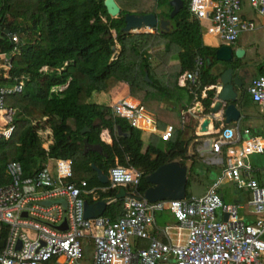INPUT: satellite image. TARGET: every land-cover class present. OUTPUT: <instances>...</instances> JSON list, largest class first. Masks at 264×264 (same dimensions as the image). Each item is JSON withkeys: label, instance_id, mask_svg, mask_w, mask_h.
Here are the masks:
<instances>
[{"label": "built area", "instance_id": "2783aa9c", "mask_svg": "<svg viewBox=\"0 0 264 264\" xmlns=\"http://www.w3.org/2000/svg\"><path fill=\"white\" fill-rule=\"evenodd\" d=\"M247 1L264 16V0ZM242 2L190 0L188 10L192 18L209 25H200L201 37L207 32L232 45L242 33L254 29V23L241 15ZM11 41L17 43V35H11ZM10 66L11 56L0 54V81L10 79ZM203 67V58L197 56L193 70L178 79L194 99L199 97L198 113L205 111L202 101L208 98L207 93H214L210 112L206 114V119L212 123L219 116L220 111L212 109L221 87H201L199 77ZM262 68L264 71V61ZM24 81V78L15 79L13 85L0 86V137L5 140H9L14 131L15 114L6 100L21 93ZM245 91L264 118V74L252 79ZM110 108L115 117L124 119L140 133L143 142H148L154 134L164 142L172 138L173 127L168 125L158 130L155 117L137 98L123 97ZM183 114L184 109L180 111L182 127ZM222 120H225L223 116ZM202 123L196 132L200 138L207 133V130L202 131ZM49 132L47 129L38 132L45 152L52 141ZM201 148L211 152L208 165L218 168L219 175L198 198L148 202L137 193L142 176L139 170L121 165L111 168L107 175L108 186L97 188L98 191L123 188L141 198H122V216L116 220L85 218V204L99 200V193L96 189L87 190L85 181H71L70 161L49 158L28 176L18 162L8 163L5 170L8 182L0 186V230L2 226L8 229L0 251V264H44L60 259L62 264H83V239L93 243L92 264H166L170 260L175 264H264V185L251 177L254 168L249 162L250 157L263 152L264 141L250 136L247 129L240 132L238 126L225 127L217 128L216 134ZM51 161L55 173L48 169ZM227 181L233 182L237 189L249 191L247 206L254 220L243 218L242 204H226L222 200L217 190ZM163 211L171 213L178 230L184 233L183 240L164 243L150 235L155 213ZM63 225L66 228L59 229ZM133 239L147 240L149 244L135 249ZM18 242L19 250L16 249Z\"/></svg>", "mask_w": 264, "mask_h": 264}, {"label": "trees", "instance_id": "16d2710c", "mask_svg": "<svg viewBox=\"0 0 264 264\" xmlns=\"http://www.w3.org/2000/svg\"><path fill=\"white\" fill-rule=\"evenodd\" d=\"M142 2L145 10L137 15L168 6V0ZM182 2L174 16L170 17L171 8L158 14L170 22L169 31L129 34L122 31L124 16L133 13L122 9L116 18H111L104 0H0V54L11 56L10 79L0 81V86L25 79L21 93L6 100V105L15 111L14 131L9 140L0 137V186L8 182L5 170L10 162H18L28 176L47 159L62 158L71 161V181H86L89 189L108 186L99 183L92 165L105 175L117 164L131 166L142 173L137 188L142 195L149 187L147 175L171 162L185 166L192 137H183L180 111L190 106L194 97L177 81L183 73L193 70L195 57L213 56L215 50L203 46L199 22L188 10L190 0ZM11 35H17V43L11 41ZM149 52L156 53V62ZM171 53L178 55L175 69L167 68ZM46 67L50 68L48 73L42 71ZM209 70L204 67L200 72L201 87L216 84L217 78ZM56 71L59 74L49 75ZM110 79L128 85L130 95L155 116L159 130L173 127L168 142L152 136L144 144L140 133L126 121L113 117L109 107L89 101L93 94L104 91ZM213 96L209 92L202 101L205 114ZM244 98L250 101L247 94ZM117 126L130 136L118 138ZM84 128L88 131L81 133ZM46 129L52 138L47 152L38 136ZM103 130L108 131L111 145L101 141ZM95 146H100L101 152L92 151ZM189 186L188 181L187 198ZM121 207L119 201L117 217L122 215ZM111 212L112 209L107 215ZM7 234V227L2 226L0 240H5Z\"/></svg>", "mask_w": 264, "mask_h": 264}, {"label": "crops", "instance_id": "0c3cea01", "mask_svg": "<svg viewBox=\"0 0 264 264\" xmlns=\"http://www.w3.org/2000/svg\"><path fill=\"white\" fill-rule=\"evenodd\" d=\"M114 1L118 5L120 10L130 9L131 13H133V14H136L140 11L145 10V7H143V5L140 9H138L137 6L136 7H134V6L129 7L126 0H114ZM168 2H169V0H168ZM168 6H169V4H168ZM168 6L165 5V6H161L159 8H156V9H154L153 13H155L157 15V17H159L158 16L159 13L169 11V8H171V7L170 6L168 7ZM137 10H139V11L137 12ZM171 10H172V8H171ZM241 15L245 19L252 21L254 23V29H253V31L242 33L239 36V39L237 40V42L235 44L228 45V43L221 42L218 38L210 36L207 32L203 33V37H202L203 46L214 49L215 51L222 46H230L233 50L244 51L242 58L241 59H235L233 64H227V65L224 63L220 64L218 61H216L214 59L215 52H214L213 56H210L213 59V64L210 67H206L205 59L203 58L204 67L209 68L211 75H213L214 77L217 78L216 84L210 85V86H216L218 88L221 87V85L218 83L219 76H220L221 72L227 68L233 69V71H234L233 72V78L238 77V76L240 77V80L243 83V85H242V89H240L238 91V92H240V96L238 97V100L235 103L236 108L240 112L239 119L237 121H232L230 124L227 125V124H225V121L223 122V120H222L223 113H222V111H220L218 119L216 121H213L212 123L208 122V125L206 126V130H207L206 132L207 133L204 137L200 138L197 136L196 132L197 133L199 132L200 124L202 123V121H204L206 119L207 115L205 113H203L204 111L202 113H198V110H196V109H198L199 104H200V102L198 101L199 97L194 99L193 103L190 106L186 107V108H188V110L184 109V114H183V118H184V122H185L184 127L181 126V129L183 131V137L186 138V136H188L187 139L192 137V140L189 142L188 149H187V156L189 157V160H187L185 166L187 165V163L190 164L189 168H188L189 174L193 173V171H195V170L200 171V172H205L207 174V172H209L210 169H213L214 174L209 177V182H207V184H208L207 189L212 185V183L215 181V179L219 175V170L216 167H212V166L208 165V160L212 157L211 152L208 150L202 149L201 145L205 141H207V139L212 138L216 134L217 128H219V129H223L225 127L234 128V127L238 126L240 132L247 129V130H249L250 136L260 137L264 141V118L262 116V113L260 112L259 107L251 101L249 96L248 97H249L250 101H245V98H244V95L246 96L245 90H246V87L248 86L249 82L252 79L264 74V71L262 68L264 56L262 58L256 56L258 49H264V40H257L254 36V34L256 32L264 30V16L259 15L248 4L247 0H243V2H242ZM166 21H168V20H166ZM200 25L203 27L204 26L209 27L207 22H200L199 27H200ZM167 28H168L167 31H169L172 28L170 22H169V25L167 26ZM155 31L150 30V33L151 32L155 33ZM155 52H157L158 54L162 53V51H159V50H155ZM155 52L153 54H156ZM170 56H171V58L169 59L167 68L168 69H171V68L175 69V68H177V66L179 64V61L177 59L178 55L176 53L175 54L171 53ZM154 58H156L155 55H154ZM218 65H220V67ZM46 69L49 70L50 68L46 67ZM177 82H178L179 87L185 88V87L181 86V84H179V79ZM121 86H124V87L121 88ZM120 88L123 89L121 92L118 91V89H120ZM102 95H104L103 98H106V99H108V97H109L110 102H108L107 104H104L103 102L93 101L92 103H95V104L100 105V106L104 105V106H107L110 108L115 101H117L123 97H130L131 96L129 93L128 85L124 82H119L115 79H110V80L106 81L105 89L103 92H101V94H99V96H102ZM211 103H212V100H211ZM167 106L170 107L169 104ZM203 107L204 106H202V108ZM203 110H205V109L203 108ZM209 112H210V110H209ZM113 117H115V116L113 115ZM115 118H118V117H115ZM118 119H120V118H118ZM121 120H124V119H121ZM190 121L193 124H190ZM156 126H157V124H156ZM123 133H127V132H123ZM115 134H116V128H115ZM49 135H50V139H51V132H49ZM152 136H157L159 138V136L157 134H154ZM151 137H150V139H151ZM118 138H120V137H118ZM242 138H246V137L244 135H242ZM100 139H101V141H103L107 145H111V143H112L111 137H110L107 130L102 131V133L100 135ZM150 139L148 140V142H145V141L144 142L142 141V142L144 144H148L150 142ZM160 141L164 142L161 139H160ZM51 144H52V141H51ZM83 147H84V149H89V147H87V145H83ZM53 159H62V158H53ZM62 160L70 161L68 159H62ZM46 162H44V163H46ZM249 162L251 163V165L254 168L253 174L251 177L256 182H258L260 185H264V150L260 155L250 157ZM70 163H71V161H70ZM176 163L178 164V162H176ZM192 163H195L193 165V167H192ZM185 166H182V167H185ZM48 169L51 173H55V165L52 161L49 162ZM71 171H72V164H71ZM71 178H72V174H71ZM187 183H188V181L186 182V186H187ZM102 185H106V184H102ZM104 187L105 186L92 187L90 189L87 188V190L96 189L98 191L97 188L101 189ZM149 187H150V185H149ZM119 189L109 190L106 192L98 191L99 200H97L96 202H93V203L87 201V204L88 205H94V204L99 203L101 201H105L106 207H105L102 215H100L98 217H104V218H108V219H110V217L116 218L119 214L118 203H119V201H123V199H121V200L114 199ZM207 189L205 191H207ZM112 191H113V193H115L113 196L110 195V192H112ZM185 192H186V188H185ZM217 192L226 204H242L243 210H242L241 214H242L243 218L246 219L247 221L254 220V218L251 215H249V212L251 209L247 206V201L249 200V191L248 190L237 189L233 182L227 181V182H223L220 185ZM189 196H190V194H189ZM185 198H187V197L185 196ZM110 206L112 208H109ZM110 209H112L111 215H107V214H110L109 213ZM121 212H122V207H121ZM119 217H117V219ZM111 220H116V219H111ZM149 233L151 236L155 237L157 240H160L161 242H164V243H177V241H179V240L181 241L184 238L183 237L184 233L182 231L178 230V225H177L176 221L174 220L171 213L168 211L155 213L154 224L149 228ZM263 239H264V237H263ZM0 241H3V240H0ZM132 241H133V245H134L135 249L146 248L149 244V241H147V240L133 239ZM82 247H83V254H84L82 263L83 264H92V260H93V243H92V241L88 240V239H83ZM2 249H0V251ZM85 249H86V251L89 250L91 252L89 259H88L87 253H85ZM44 264H62V260L60 259V260H57L56 262L50 261V262H47ZM166 264H175V263L173 260H170Z\"/></svg>", "mask_w": 264, "mask_h": 264}, {"label": "water", "instance_id": "95a60500", "mask_svg": "<svg viewBox=\"0 0 264 264\" xmlns=\"http://www.w3.org/2000/svg\"><path fill=\"white\" fill-rule=\"evenodd\" d=\"M169 6L172 8L170 12V17L174 16L183 6L182 0H169ZM104 6L106 8L107 14L111 18H116L120 13V8L115 3L114 0H104ZM125 26L122 29L124 33L129 34H140L138 33L141 30L149 29L155 31L157 29L167 31V26L169 22L157 17L155 13L137 15V14H126L124 16ZM8 34V31H5ZM115 50V49H114ZM244 51L242 50H233L230 46H222L215 51L214 59L220 64H233L235 59H241ZM206 67H210L213 64V59L210 56L205 58ZM220 67V65H218ZM218 67V68H219ZM233 69L227 68L221 72L219 76L218 83L221 85V90L217 94V103L213 107L214 112L221 111L223 106L225 108L223 111V117L225 124H230L232 121H237L240 117V112L236 108L235 103L240 96V89H242L243 83L240 80V77L233 78ZM147 80V76H145ZM148 81V80H147ZM208 120H204L201 125L202 131L206 130L208 125ZM88 129L84 128L81 133L87 132ZM116 135L120 138H127L130 136V133H123L119 126L116 127ZM92 151L101 152L100 146H95L91 148ZM93 171L96 174V178L101 184L108 183V176L103 174L94 165L91 166ZM186 168L180 166L176 162L168 163L159 167L153 173L145 177V181L150 185L143 195L142 198L148 202L164 201V200H180L185 198L186 192ZM125 196L131 197L137 200L141 198L133 194L127 193L125 189L120 188L114 199L121 200ZM106 207L105 201H101L94 205L85 204V218H96L102 215ZM66 226L63 225L59 229H65ZM4 246V242L0 241V249ZM20 242L17 243L16 249H20Z\"/></svg>", "mask_w": 264, "mask_h": 264}, {"label": "rangeland", "instance_id": "374dc122", "mask_svg": "<svg viewBox=\"0 0 264 264\" xmlns=\"http://www.w3.org/2000/svg\"><path fill=\"white\" fill-rule=\"evenodd\" d=\"M126 2L128 3L129 7H131V6L132 7L133 6L136 7L137 6L138 9H140L142 7V5H143L142 0H126ZM148 4H150V2ZM138 11L139 10H137V12ZM138 33H150V32H144V31L141 32L140 31ZM254 36H255V38L257 40H264V37H263L264 36V30L256 32L254 34ZM149 53H150L149 55L151 56V58L154 59V61L156 62V59L153 56V55H155V54H153L154 52H149ZM256 56L262 58L264 56V49H258ZM43 71L45 73L49 72V70H47V69H43ZM53 74H59V71H56V72H54L52 74L49 73V75H53ZM122 87H124V86H121V88ZM121 88L118 89L119 92H121L123 90ZM99 94H101V93H99ZM99 94H93L89 101H91V103L93 101H98V102H103L104 104H107L108 102H110L109 101V97H108V99H106V98H103L104 95L99 96ZM190 124H193V123H191V121H190ZM187 137L188 136H186V139H187ZM189 165L190 164L187 163V165L185 166L187 168L186 169L187 181H189V183H190V187L188 188V193L190 194L191 197H196V198L202 197L206 193L205 190L208 187L207 182H209V177L214 174L213 169H210V171L207 172V174L205 172H200V171H196V170L193 171V173L189 174V170H188ZM263 241H264V239H263ZM85 253H87V256H88V259H89L90 258L89 256H90L91 252L89 250L86 251V249H85Z\"/></svg>", "mask_w": 264, "mask_h": 264}, {"label": "bare ground", "instance_id": "6f19581e", "mask_svg": "<svg viewBox=\"0 0 264 264\" xmlns=\"http://www.w3.org/2000/svg\"><path fill=\"white\" fill-rule=\"evenodd\" d=\"M150 32V30L149 29H145V30H141V32ZM140 32V31H139Z\"/></svg>", "mask_w": 264, "mask_h": 264}, {"label": "flooded vegetation", "instance_id": "af4514ba", "mask_svg": "<svg viewBox=\"0 0 264 264\" xmlns=\"http://www.w3.org/2000/svg\"><path fill=\"white\" fill-rule=\"evenodd\" d=\"M248 79V78H247Z\"/></svg>", "mask_w": 264, "mask_h": 264}]
</instances>
